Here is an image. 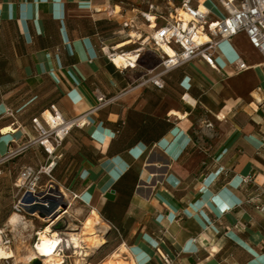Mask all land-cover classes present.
<instances>
[{
    "label": "crops",
    "instance_id": "0c3cea01",
    "mask_svg": "<svg viewBox=\"0 0 264 264\" xmlns=\"http://www.w3.org/2000/svg\"><path fill=\"white\" fill-rule=\"evenodd\" d=\"M165 1L0 0V153L34 135L32 119L51 105L69 117L95 102V87L127 91L63 140L58 164L75 162L76 179L63 188L104 214L129 264H163L160 253L173 264H264V113L251 104L264 96V56L239 33L218 46V70L194 60L159 88L137 85L158 70L152 48L134 69L101 50L137 49L154 31L140 13ZM205 1L210 21L224 15ZM236 58L249 67L231 73Z\"/></svg>",
    "mask_w": 264,
    "mask_h": 264
},
{
    "label": "built area",
    "instance_id": "2783aa9c",
    "mask_svg": "<svg viewBox=\"0 0 264 264\" xmlns=\"http://www.w3.org/2000/svg\"><path fill=\"white\" fill-rule=\"evenodd\" d=\"M217 4L225 11L224 15L215 21L208 19L209 11L201 9L200 0H166L163 9L149 4V9L141 12V17L146 21L147 27L153 29L150 36H144L139 41V47L132 52L117 51L112 49L104 51L109 61L117 68L134 69L137 64L139 52L150 47L160 56L158 70H147L142 80L137 85L152 83L156 87L164 86L163 76L178 67L186 65L194 60H201L208 66L218 70L215 62L218 46L224 41H230L239 33H244L249 44L264 56V0H216ZM162 20L157 24L156 20ZM153 22V24H151ZM123 27L132 28L130 22H124ZM142 34H139L141 38ZM166 47L170 53L164 48ZM115 56H124L126 64L117 66L114 63ZM249 66L241 59L236 58L231 67V73H239ZM264 73V63L262 66ZM127 91L107 96L98 87L93 89L95 102L86 110L66 117L51 105L49 109L41 113V118H33L32 124L34 135L25 134L22 139L11 138L5 152L0 153V176L8 163L18 156L30 151L41 150L45 158L38 160L35 165H23L17 176L16 186L24 188L23 192L12 205V212L18 214L36 215L38 210H49L53 202L58 206L63 203L61 200L62 190H58L53 182V173L58 165L61 155L56 151L61 147L63 140L75 128H83L90 123V119L110 104L118 101ZM254 110L261 109L264 113V96L254 97L252 103ZM50 113V117L45 115ZM7 115L12 111L7 109ZM129 153L137 159L143 154L142 150ZM250 180L249 176L242 179L244 183ZM74 198L80 195L71 191ZM264 193V190H263ZM58 199L59 201H57ZM253 199L248 198L247 202ZM260 212H264V204L256 206ZM4 230L0 228V239L8 246L9 240L3 239ZM195 242V238L190 239ZM163 264H173V259L161 254Z\"/></svg>",
    "mask_w": 264,
    "mask_h": 264
},
{
    "label": "rangeland",
    "instance_id": "374dc122",
    "mask_svg": "<svg viewBox=\"0 0 264 264\" xmlns=\"http://www.w3.org/2000/svg\"><path fill=\"white\" fill-rule=\"evenodd\" d=\"M178 2L179 0H174L175 4ZM204 3L212 11L218 13L212 0H206ZM34 151L30 150L8 163L5 174L0 176V228L4 230L3 239L9 240L7 245L16 254L15 259H2L0 264H32L28 256L39 240L40 231L44 230L46 225L51 224L52 230L57 232L63 240L56 251L61 259L59 262L48 261L46 263L41 257L37 258L40 261L39 264H129L126 259L131 255L126 246L122 245V240L116 238L103 221H99V224L97 223L90 229L91 231H88L84 225L93 208L80 198H74L71 190L63 188L64 184H71V188L76 187L73 170L75 162L71 163V159L64 160L61 164L59 162L53 173L54 184L57 185L59 191L62 190L60 198L63 203L58 206L57 202H53L49 210L40 209L36 215L31 212L21 214L27 222L26 229L21 227L12 232L9 227H6L7 219L12 213V205L24 190L16 186L20 168L27 164L35 165L38 159L45 158V156L38 157L39 152L36 156ZM56 153L61 155V147ZM98 215L100 220L103 219V213H98ZM72 236L79 239V246L74 244ZM97 241L100 243L98 244Z\"/></svg>",
    "mask_w": 264,
    "mask_h": 264
},
{
    "label": "bare ground",
    "instance_id": "6f19581e",
    "mask_svg": "<svg viewBox=\"0 0 264 264\" xmlns=\"http://www.w3.org/2000/svg\"><path fill=\"white\" fill-rule=\"evenodd\" d=\"M202 0H200L201 2ZM205 7L201 4V9H204ZM169 53L170 51L164 47ZM127 60L124 56H115L114 57V63L117 66H121L122 64H126ZM255 96V95H254ZM258 98V96H256ZM47 117H50V115H47V112L45 113ZM100 218L98 213L93 209L91 211V214L88 216V218L85 221L86 228L88 231L93 228L94 226L99 224ZM51 225H46L42 230L40 231L39 240L35 247L33 246L32 253L28 256L29 261H32L35 258H44V262L52 261V262H59L61 259V256L58 255L57 248L62 243V238L59 236V234L52 230ZM6 227H9L12 232L18 230L22 227V229L27 228V222L24 220V216L21 214H18L17 212H12L11 215L7 219ZM85 228V229H86ZM93 230V229H92ZM91 231V230H90ZM72 241L76 246H79V239L76 236H72ZM95 242V241H94ZM99 244L100 242L97 241ZM96 244V243H95ZM15 253L13 249H10L9 246L4 245V243L0 239V260L2 259H10L15 257ZM58 256L60 258H58ZM17 257V256H16ZM15 259V258H14ZM45 263V264H46ZM50 263V262H49Z\"/></svg>",
    "mask_w": 264,
    "mask_h": 264
},
{
    "label": "water",
    "instance_id": "95a60500",
    "mask_svg": "<svg viewBox=\"0 0 264 264\" xmlns=\"http://www.w3.org/2000/svg\"><path fill=\"white\" fill-rule=\"evenodd\" d=\"M63 209H64V207H63ZM31 263H32V264H39L40 261H39L37 258H35V259H33V260L31 261Z\"/></svg>",
    "mask_w": 264,
    "mask_h": 264
}]
</instances>
